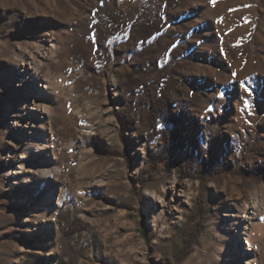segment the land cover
<instances>
[{
  "label": "rangeland",
  "instance_id": "rangeland-1",
  "mask_svg": "<svg viewBox=\"0 0 264 264\" xmlns=\"http://www.w3.org/2000/svg\"><path fill=\"white\" fill-rule=\"evenodd\" d=\"M259 195L264 0H0V264H244Z\"/></svg>",
  "mask_w": 264,
  "mask_h": 264
},
{
  "label": "bare ground",
  "instance_id": "bare-ground-1",
  "mask_svg": "<svg viewBox=\"0 0 264 264\" xmlns=\"http://www.w3.org/2000/svg\"><path fill=\"white\" fill-rule=\"evenodd\" d=\"M20 75L21 76L19 78L22 82H20L19 85L23 89H34L37 95H41L46 91L42 88L44 84L36 83L38 80V71L37 67L34 65H24L21 69ZM39 110L40 108L34 105L31 107L30 111L31 113H35ZM40 111H45V108ZM21 169L23 168L21 167ZM228 182H231L233 189L238 190L237 183L239 180L231 177V180ZM244 213H246L244 217L246 221L244 220V224L236 229V232H243L246 240V247L240 249V254L246 252L248 255L247 261L244 264H264V243L259 241V239L264 238V195L256 196L255 200L252 202L251 210L246 209V212ZM232 252L235 253L233 249ZM239 259L240 260L237 262H232L231 264H241L242 257H239Z\"/></svg>",
  "mask_w": 264,
  "mask_h": 264
},
{
  "label": "trees",
  "instance_id": "trees-1",
  "mask_svg": "<svg viewBox=\"0 0 264 264\" xmlns=\"http://www.w3.org/2000/svg\"><path fill=\"white\" fill-rule=\"evenodd\" d=\"M174 102L171 99L157 97L151 104L153 117L152 140L160 138L162 146L155 162L175 154L186 147L185 129L180 126L179 118L173 113ZM196 150V149H195ZM194 150V153H195Z\"/></svg>",
  "mask_w": 264,
  "mask_h": 264
}]
</instances>
